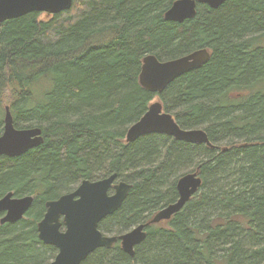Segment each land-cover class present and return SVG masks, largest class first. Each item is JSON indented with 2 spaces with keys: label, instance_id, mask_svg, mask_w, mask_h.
<instances>
[{
  "label": "trees",
  "instance_id": "1",
  "mask_svg": "<svg viewBox=\"0 0 264 264\" xmlns=\"http://www.w3.org/2000/svg\"><path fill=\"white\" fill-rule=\"evenodd\" d=\"M173 0H72L55 14L0 22V134L5 106L16 128L42 142L0 155V197L30 195L25 215L0 223V264H46L57 249L37 236L45 202L82 180L115 174L130 184L98 228L119 236L177 198L176 180L201 177L169 220L146 227L130 256L117 239L80 264H264V0L198 4L166 20ZM45 14V18L41 15ZM200 48L209 59L159 94L143 88V57ZM183 129L213 146L150 133L125 140L153 98Z\"/></svg>",
  "mask_w": 264,
  "mask_h": 264
},
{
  "label": "water",
  "instance_id": "2",
  "mask_svg": "<svg viewBox=\"0 0 264 264\" xmlns=\"http://www.w3.org/2000/svg\"><path fill=\"white\" fill-rule=\"evenodd\" d=\"M224 1L226 0H173L163 15L166 20L182 22L195 14L198 4L216 8ZM71 3L72 0H0V22L30 12L55 14L69 9ZM209 57L206 48L167 60H159L152 54L146 55L138 75L139 84L154 94H159L173 80L200 67ZM150 133L167 134L176 140L213 146L203 130L181 128L173 116L163 110L158 100L152 101L141 117L128 126L125 140L134 141ZM41 142L40 128H16L9 106L6 105L0 134V155L16 157ZM115 179L114 173L96 180L84 179L74 190L45 202V211L36 224L37 236L42 242L57 249L53 259L46 264H80L95 249L110 248L117 239L123 251L132 256L134 247L146 236L145 227L169 219L201 185V177L197 172L181 175L175 184V201L161 207L147 222L139 223L119 236L104 235L98 228L99 222L121 206L130 190V184L124 181L114 183ZM111 186L114 192L108 194ZM31 203L30 195L14 196L12 192H6L0 197V212H4L0 223L20 220Z\"/></svg>",
  "mask_w": 264,
  "mask_h": 264
},
{
  "label": "flooded vegetation",
  "instance_id": "3",
  "mask_svg": "<svg viewBox=\"0 0 264 264\" xmlns=\"http://www.w3.org/2000/svg\"><path fill=\"white\" fill-rule=\"evenodd\" d=\"M118 182H119V181H118ZM114 183H117V182H116V179H115ZM76 186H77V185H76ZM76 186H75V187H76ZM75 187H74V189H75ZM74 189H73V190H74ZM71 191H72V190H71ZM113 192H114V190H113V186H111V187L109 188V190H108V194H112ZM193 195H194V194H193ZM54 199H56V198H54ZM159 209H160V208H159ZM159 209H158V210H159ZM155 212H156V211H155ZM155 212H154V213H155ZM3 214H4V212H0V218L3 216ZM108 216H109V215H108ZM106 217H107V216H106ZM103 219H104V218H103ZM169 219H170V218H169ZM169 219H167V220H169ZM167 220H161V221H159L158 223L163 222V221H167ZM4 223H8V222H4ZM11 223H12V222H11ZM99 223H100V222H99ZM144 223H145V222H144ZM158 223H152V224H158ZM1 224H3V223H1ZM149 225H151V224H149ZM149 225H147V226H149ZM98 226H99V224H98ZM133 226H135V225H133ZM133 226H132V227H133ZM147 226H146V227H147ZM132 227H131V228H132ZM146 227H145V229H146ZM131 228H129V229H131ZM129 229H128V230H129ZM128 230H127V231H128ZM125 232H126V231H125ZM123 233H124V232H123ZM102 234H104V233L102 232ZM121 234H122V233H121ZM104 235H106V234H104ZM118 240H119V239H118Z\"/></svg>",
  "mask_w": 264,
  "mask_h": 264
},
{
  "label": "rangeland",
  "instance_id": "4",
  "mask_svg": "<svg viewBox=\"0 0 264 264\" xmlns=\"http://www.w3.org/2000/svg\"><path fill=\"white\" fill-rule=\"evenodd\" d=\"M41 17H42V18H45V14H42ZM157 100H158V98H156V97L153 98V101H157ZM103 233L106 234V235H111L109 232L104 231V230H103ZM51 260H52V259H50L49 261H51Z\"/></svg>",
  "mask_w": 264,
  "mask_h": 264
},
{
  "label": "bare ground",
  "instance_id": "5",
  "mask_svg": "<svg viewBox=\"0 0 264 264\" xmlns=\"http://www.w3.org/2000/svg\"><path fill=\"white\" fill-rule=\"evenodd\" d=\"M136 226V225H135Z\"/></svg>",
  "mask_w": 264,
  "mask_h": 264
}]
</instances>
